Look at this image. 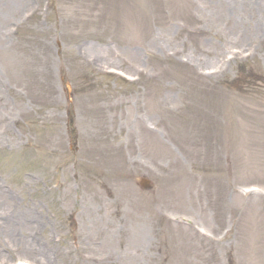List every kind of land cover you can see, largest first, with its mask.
Returning a JSON list of instances; mask_svg holds the SVG:
<instances>
[{
	"label": "rangeland",
	"instance_id": "374dc122",
	"mask_svg": "<svg viewBox=\"0 0 264 264\" xmlns=\"http://www.w3.org/2000/svg\"><path fill=\"white\" fill-rule=\"evenodd\" d=\"M20 263L264 264V0H0Z\"/></svg>",
	"mask_w": 264,
	"mask_h": 264
},
{
	"label": "bare ground",
	"instance_id": "6f19581e",
	"mask_svg": "<svg viewBox=\"0 0 264 264\" xmlns=\"http://www.w3.org/2000/svg\"><path fill=\"white\" fill-rule=\"evenodd\" d=\"M218 60H219V59H218ZM216 64H218L217 61H215V62H210L209 64H207V67L215 66ZM216 66H217V65H216ZM201 67H204V66L201 65Z\"/></svg>",
	"mask_w": 264,
	"mask_h": 264
}]
</instances>
